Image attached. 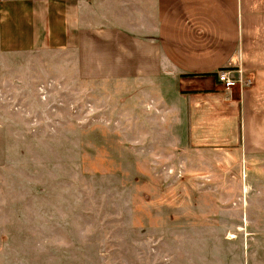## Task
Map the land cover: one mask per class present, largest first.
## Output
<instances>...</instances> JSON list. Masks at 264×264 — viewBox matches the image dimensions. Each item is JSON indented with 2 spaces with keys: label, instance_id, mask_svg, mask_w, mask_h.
<instances>
[{
  "label": "rangeland",
  "instance_id": "374dc122",
  "mask_svg": "<svg viewBox=\"0 0 264 264\" xmlns=\"http://www.w3.org/2000/svg\"><path fill=\"white\" fill-rule=\"evenodd\" d=\"M13 46L0 41V264H264V187L244 166L182 157L148 89Z\"/></svg>",
  "mask_w": 264,
  "mask_h": 264
},
{
  "label": "crops",
  "instance_id": "0c3cea01",
  "mask_svg": "<svg viewBox=\"0 0 264 264\" xmlns=\"http://www.w3.org/2000/svg\"><path fill=\"white\" fill-rule=\"evenodd\" d=\"M0 41L66 50L82 78L148 89L182 157L219 156L264 187V0H0ZM237 66L251 84L223 88L217 72Z\"/></svg>",
  "mask_w": 264,
  "mask_h": 264
},
{
  "label": "built area",
  "instance_id": "2783aa9c",
  "mask_svg": "<svg viewBox=\"0 0 264 264\" xmlns=\"http://www.w3.org/2000/svg\"><path fill=\"white\" fill-rule=\"evenodd\" d=\"M217 79L221 86L227 90L251 84V80L245 76V70L241 66L220 69L217 72Z\"/></svg>",
  "mask_w": 264,
  "mask_h": 264
}]
</instances>
